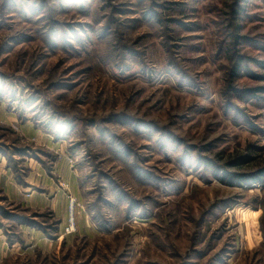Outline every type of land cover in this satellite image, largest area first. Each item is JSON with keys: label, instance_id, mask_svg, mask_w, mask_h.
I'll return each mask as SVG.
<instances>
[{"label": "rangeland", "instance_id": "374dc122", "mask_svg": "<svg viewBox=\"0 0 264 264\" xmlns=\"http://www.w3.org/2000/svg\"><path fill=\"white\" fill-rule=\"evenodd\" d=\"M0 264H264V0H0Z\"/></svg>", "mask_w": 264, "mask_h": 264}, {"label": "trees", "instance_id": "16d2710c", "mask_svg": "<svg viewBox=\"0 0 264 264\" xmlns=\"http://www.w3.org/2000/svg\"><path fill=\"white\" fill-rule=\"evenodd\" d=\"M237 74V73H236Z\"/></svg>", "mask_w": 264, "mask_h": 264}]
</instances>
